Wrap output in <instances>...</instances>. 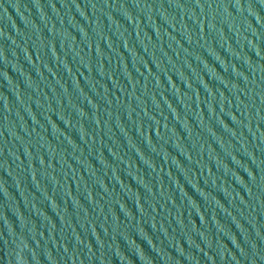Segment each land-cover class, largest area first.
I'll return each instance as SVG.
<instances>
[{"label":"water","instance_id":"obj_1","mask_svg":"<svg viewBox=\"0 0 264 264\" xmlns=\"http://www.w3.org/2000/svg\"><path fill=\"white\" fill-rule=\"evenodd\" d=\"M0 255L264 264V2L0 0Z\"/></svg>","mask_w":264,"mask_h":264},{"label":"snow or ice","instance_id":"obj_2","mask_svg":"<svg viewBox=\"0 0 264 264\" xmlns=\"http://www.w3.org/2000/svg\"><path fill=\"white\" fill-rule=\"evenodd\" d=\"M262 2H264V0H262Z\"/></svg>","mask_w":264,"mask_h":264}]
</instances>
